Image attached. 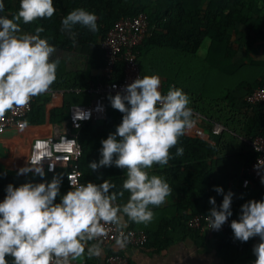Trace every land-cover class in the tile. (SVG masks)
<instances>
[{
    "label": "trees",
    "instance_id": "1",
    "mask_svg": "<svg viewBox=\"0 0 264 264\" xmlns=\"http://www.w3.org/2000/svg\"><path fill=\"white\" fill-rule=\"evenodd\" d=\"M5 10L0 15L12 18L19 10L20 0H3ZM56 9L51 18L38 19L30 24L20 22L21 30L35 34L37 26L44 28L42 38H48L55 49L66 53H80L86 59L85 68L69 72L60 62L57 78L52 89L63 90L59 106L50 112L53 125L67 121L71 106L91 103L87 93L92 84L105 79L95 75L105 66V54L101 42L123 18L145 14L149 22V32L136 48L142 78L158 75L161 79L160 91L166 94L171 87L182 89L189 97V107L193 110V120L199 115L224 127L221 135L211 136V143L191 130L180 137L172 148L174 157L168 165H154L150 174L166 178L173 194L181 197L180 203L171 210L160 211L158 220L151 228L138 227L132 222L131 228L144 230L149 242L143 249L162 253L174 242L193 237L198 242L204 237L218 241L217 250L224 258L229 253H243L254 258L253 238L241 242L234 238L232 229L221 234L201 233L191 229L188 221L194 216H207L212 208L209 203L215 197L218 207L223 198L214 191L217 186L216 174L240 183V190L233 196L232 220H238L242 205L251 200H264V185L256 189H242V173L256 157L251 141L264 137V108L247 101V96L255 90L264 89V0H53ZM83 8L98 17L99 31L91 32L80 25L71 33L62 31V20L71 11ZM209 46L201 66L195 64L191 56L196 55L205 40ZM75 41V43L73 42ZM187 64V65H186ZM186 65L185 70L183 66ZM201 76H209L214 84H199ZM124 64L118 63L114 80L122 81ZM50 98L39 95L32 111L21 120L27 126L43 125L47 122V104ZM196 114V115H195ZM123 114L111 107L105 120L89 122L80 130L78 139L82 149L80 158L67 167H56L46 176L33 178L17 175V171L0 167V202L6 196L9 184L20 186L26 182L51 181L56 174H63L61 195L72 190L68 186V175L76 165L81 173V182L103 183L109 180L122 190L126 170L103 167L92 172L89 163L101 158V141L122 122ZM35 130V128H32ZM22 149L25 144L22 143ZM184 148L183 156L176 157V149ZM125 192L118 203L124 204L129 198ZM59 202V197L57 198ZM170 214L172 219L166 216ZM178 233L177 236H173ZM11 264V257L7 258Z\"/></svg>",
    "mask_w": 264,
    "mask_h": 264
},
{
    "label": "clouds",
    "instance_id": "2",
    "mask_svg": "<svg viewBox=\"0 0 264 264\" xmlns=\"http://www.w3.org/2000/svg\"><path fill=\"white\" fill-rule=\"evenodd\" d=\"M4 10L0 0V13ZM55 12L53 0H20L12 18L0 15V120L9 111L26 106L33 97L47 93L56 81L60 60L51 59L56 49L48 38L41 37L44 28L37 26L35 34H29L20 27L21 21L30 24L51 18ZM97 20L95 13L77 8L63 18L61 30L71 33L80 25L97 32ZM160 87L158 75L139 76L122 91L108 96L111 107L123 114L122 122L101 141L99 161L88 166L92 172L113 165L126 170L122 190L112 191L116 185L108 179L100 184H77L68 177L72 190L61 195L62 173L51 181L7 186L0 202V264H9L8 257L11 264H73L86 250L89 258L98 257L107 225L123 228L128 221H152V207L163 205L173 189L165 177L150 174V170L154 165H168L174 158L170 150L195 123L188 95L176 87L163 94ZM83 113L86 117L76 119L90 118V111ZM26 125L25 121L21 129ZM184 151L177 148L175 156H183ZM54 170L51 165L49 171ZM29 173L46 176L43 166L34 163L19 168L17 175ZM214 191L223 195V201L217 207L215 197H211L212 208L205 218L210 229L219 231L233 215L234 193L225 194L219 186ZM125 192L130 194L127 202L118 203ZM230 227L241 242L260 238L253 247L254 264H264V200L243 204L239 219L232 220ZM120 237L116 243L123 246L126 238L122 231Z\"/></svg>",
    "mask_w": 264,
    "mask_h": 264
},
{
    "label": "built area",
    "instance_id": "3",
    "mask_svg": "<svg viewBox=\"0 0 264 264\" xmlns=\"http://www.w3.org/2000/svg\"><path fill=\"white\" fill-rule=\"evenodd\" d=\"M149 32V22L145 14L135 17H127L121 19L116 26L109 32L107 37L101 42V47L105 54V66L98 72V76L105 80L97 84H92L87 93L91 96V103L77 104L71 106L68 118L63 132L55 133L47 137H38L35 139L30 148L28 155V164L34 163L37 166L42 165L43 168L50 167H67L74 164L80 158L82 149L78 139L80 130L89 122L105 120L111 103L108 99L109 94L115 95L122 91L123 87L133 82L137 77H141L139 62L137 60L138 53L136 48L142 43ZM124 64V78L122 81L114 80L116 74V66L118 63ZM113 85H116L113 88ZM46 94L51 101L61 99L64 91L50 88ZM38 96L33 97L30 102L21 108L6 113L3 120H0V134L5 133L8 129L17 127L21 120L25 118L33 109L34 103ZM247 101L254 105H260L264 108V89L255 90L247 96ZM98 106H103V110H98ZM112 108V107H111ZM91 112L89 119L77 120L76 118L86 117V113ZM196 115V114H195ZM199 117V115H196ZM79 125V127L77 126ZM224 127L220 124H213L212 132L214 135H221ZM251 148L255 153V159L245 167L242 173V187L256 189L258 185H264L261 182L264 178V137H258L251 141ZM258 166V167H257ZM68 177L77 184H82L81 173L75 165L70 171ZM245 181L248 182L245 186ZM68 186L71 183L68 178ZM206 216L199 215L191 217L188 226L191 229L198 230L201 233L212 232L221 234L230 230L232 219L229 217L219 231L209 228V221ZM107 235L102 237V246H108L116 243L120 237L121 231L126 238L124 245L132 248H143L148 242L147 233L141 229H134L130 226L120 228L116 225H107ZM260 241L259 237H254L252 242V250L254 245ZM256 257L254 255L251 264H254ZM73 264H81L73 261ZM105 264H131L129 258L125 255L112 254L106 259Z\"/></svg>",
    "mask_w": 264,
    "mask_h": 264
},
{
    "label": "crops",
    "instance_id": "4",
    "mask_svg": "<svg viewBox=\"0 0 264 264\" xmlns=\"http://www.w3.org/2000/svg\"><path fill=\"white\" fill-rule=\"evenodd\" d=\"M96 72H94V74H97ZM59 100H62V98L54 101L50 100L47 104L48 119L45 124L38 126L26 125L23 129H21L20 126H17L8 129L3 134H0V143L6 147L4 153H6L8 157V160L3 162L8 167L7 170L15 172L16 168L29 165L27 155H29L28 153L30 152L33 140L37 139L39 136L47 137L58 132H63L66 121L61 125H53L49 120L50 112L55 107L59 106V103L61 102ZM194 121V125L189 130L200 138L214 144V142L210 140L211 136L214 135L212 132L213 125L211 126L209 121L201 116L195 118ZM32 128H35V130ZM22 143L25 144L23 149L21 146ZM215 178L217 186L222 187L225 194L228 191H231L234 195H236V193L241 189L238 181H233L221 173H217ZM218 196L223 198V195L221 194H218ZM180 201L181 197L172 193L166 198V202L163 205L159 207L150 206L155 214L151 222L147 224L133 223L137 224L138 227L151 228L158 220V213L160 211L171 210L177 206ZM166 217L168 219H172L170 214ZM125 220H127V217H125ZM131 224L132 221H128L126 226H131ZM177 235L178 233H175L173 236ZM217 242L216 238L213 237H204L199 242L193 237H186L183 240L174 242L162 253H155L151 250H145L143 248H132L126 245L120 246L117 243H114L108 246L101 245L102 253L98 257L94 256L89 258L86 250L85 254L76 261L81 264H105L109 255L120 254L127 256L131 264H251V256L243 253H229L227 254L228 258H224L216 248Z\"/></svg>",
    "mask_w": 264,
    "mask_h": 264
},
{
    "label": "rangeland",
    "instance_id": "5",
    "mask_svg": "<svg viewBox=\"0 0 264 264\" xmlns=\"http://www.w3.org/2000/svg\"><path fill=\"white\" fill-rule=\"evenodd\" d=\"M22 32L25 33L24 31H22ZM209 43H210L209 40L206 39L204 41V43H203V46L199 50V52L196 55L191 56L193 58V60H194L193 62L195 64H199L200 63L199 65L204 66L202 64V62H203L204 57H205V54L207 52ZM51 59L52 60L59 59L60 62H64L65 66L67 68V71H69V72L79 71V70L85 68V66H86V59L80 53H66V52H63V51H60V50H57L56 49V51L52 55ZM186 65L183 66V70H185ZM195 68L198 70V67H195ZM198 72L200 73V77L199 78H201L200 81H199V84L202 85V84H205V83L206 84H211V83L214 84L215 83V81L212 80L208 75L207 76H201L202 73H203L202 71L198 70ZM5 149H6V147H4L0 143V167L3 170H7L8 169V167L6 166V164L3 163L4 161H7L8 160L7 154L4 153V150ZM13 170H14V168H13ZM18 170H19V168H16V171H18ZM28 175L31 176V177H33V178H36L37 177L36 175H34L32 173H29Z\"/></svg>",
    "mask_w": 264,
    "mask_h": 264
}]
</instances>
